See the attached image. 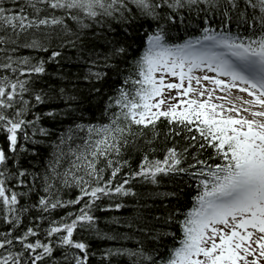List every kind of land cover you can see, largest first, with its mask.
I'll return each instance as SVG.
<instances>
[{"label":"trees","instance_id":"trees-1","mask_svg":"<svg viewBox=\"0 0 264 264\" xmlns=\"http://www.w3.org/2000/svg\"><path fill=\"white\" fill-rule=\"evenodd\" d=\"M207 28L264 47V0H0V264H214L184 223L248 124L146 69Z\"/></svg>","mask_w":264,"mask_h":264},{"label":"rangeland","instance_id":"rangeland-1","mask_svg":"<svg viewBox=\"0 0 264 264\" xmlns=\"http://www.w3.org/2000/svg\"><path fill=\"white\" fill-rule=\"evenodd\" d=\"M209 38L213 42H208L203 47V57L200 59L203 65L196 61V67L186 69L183 66L189 57L186 52L182 54L180 63L168 56L174 57L176 53L165 51L160 37L151 36L147 43L150 50L161 55L162 60L169 57L177 63L178 68H175L174 73L184 82L193 101L214 104L218 113H229L232 117L243 119L246 124L254 126L251 131L257 133L258 142L264 146V96L260 92L261 87L247 84L248 77L240 75L231 67V64L244 63L246 70L254 74L255 84L257 81L264 87V54L259 56V52L247 53L241 47L212 33H209ZM150 69L151 72L160 74V67L151 66ZM175 74L171 75L173 80H176ZM238 77L245 79L244 83ZM262 173L264 178V165ZM239 179L244 182L242 175ZM255 195L264 196V186ZM255 195H246L247 201L237 204L232 201L230 206V199L235 197L234 194L225 199L204 197V203L189 216L192 233L194 231L204 240H210V236H223L228 249L233 248L243 257L264 264V200L256 202ZM198 244L194 239L184 241V246L189 250Z\"/></svg>","mask_w":264,"mask_h":264},{"label":"bare ground","instance_id":"bare-ground-1","mask_svg":"<svg viewBox=\"0 0 264 264\" xmlns=\"http://www.w3.org/2000/svg\"><path fill=\"white\" fill-rule=\"evenodd\" d=\"M130 13L132 14V13H134V12H130ZM244 29H245V27H243V29H242V30H244ZM233 32H234V33H235V32H237V31H236V29H235V30H233ZM231 37H233V38H234V36H231ZM238 65H239V67H240V68H244V66H245V64H244V63L238 64ZM241 73H242V72H241ZM248 73H249V72H248ZM31 129H32V124H31Z\"/></svg>","mask_w":264,"mask_h":264}]
</instances>
